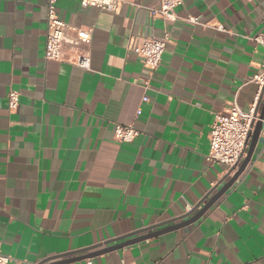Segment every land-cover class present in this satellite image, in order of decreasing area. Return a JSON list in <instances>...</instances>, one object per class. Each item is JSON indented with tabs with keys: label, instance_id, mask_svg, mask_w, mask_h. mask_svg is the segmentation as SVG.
Here are the masks:
<instances>
[{
	"label": "crops",
	"instance_id": "1",
	"mask_svg": "<svg viewBox=\"0 0 264 264\" xmlns=\"http://www.w3.org/2000/svg\"><path fill=\"white\" fill-rule=\"evenodd\" d=\"M46 5L0 0V251L7 264L84 255L194 214L237 170L206 159L213 113L232 102L249 108L257 91L249 78L263 59L253 37L264 31V0H183L173 22L152 15L157 0H123L115 12L57 0L65 22L91 28L89 70L44 58ZM164 34L152 69L132 47ZM10 90L19 94L14 110ZM263 101L264 92L259 112ZM117 123L138 134L114 140ZM120 261L264 264V134L239 177L196 221L58 264Z\"/></svg>",
	"mask_w": 264,
	"mask_h": 264
},
{
	"label": "built area",
	"instance_id": "2",
	"mask_svg": "<svg viewBox=\"0 0 264 264\" xmlns=\"http://www.w3.org/2000/svg\"><path fill=\"white\" fill-rule=\"evenodd\" d=\"M157 1L158 6L150 9L153 16L170 22L180 19L176 8L182 4L183 0ZM79 2L82 6L115 12L123 0H79ZM56 3L57 0H47L44 58L89 70L91 66L89 53L91 28L73 26L65 22L57 12ZM185 20L191 23L198 22L197 18L193 16H188ZM218 28L224 30L222 26ZM253 39L263 48L261 69L249 78V81L254 82L257 86L253 102L247 110L232 102L223 111L214 112L208 131L209 150L206 159L213 163L224 164L229 170L238 168L246 154L254 125L259 120L258 103L264 92V31L256 34ZM167 41L168 34H164L163 37H139L132 50L144 65L154 69L159 65ZM7 96L9 108L16 109L19 103L18 92L10 90ZM147 100L146 96L142 98L143 102ZM141 112V108H138L136 115L139 116ZM260 121V131L264 134V115ZM137 134L138 130L133 124L117 123L113 129V138L118 142H131ZM8 261L9 257L0 251V264H7ZM116 264L126 263L120 261Z\"/></svg>",
	"mask_w": 264,
	"mask_h": 264
},
{
	"label": "water",
	"instance_id": "3",
	"mask_svg": "<svg viewBox=\"0 0 264 264\" xmlns=\"http://www.w3.org/2000/svg\"><path fill=\"white\" fill-rule=\"evenodd\" d=\"M263 115H264V101H263V105H262V108H261L260 113H259V120H257V122L255 123L254 128H253L251 135H250V143H249L248 150H247L246 155L244 156L243 160L241 161L239 167L237 168V170L234 172V174L227 181H225L223 184L220 183L221 186L218 188L217 192L211 196V198H209L206 202L202 201L203 204H202L201 208H199L194 214H191L192 212H190V213L186 214L184 216L185 219L181 220L180 222H177V223H174L171 225H167L163 228H160L159 230H155V231H152L149 233L147 232L146 234H143L142 236L130 238L131 234L126 235L124 237L127 239L124 242H121V243H118V244H115L112 246H108L105 248H101V249L89 252L87 254H84V255L75 256V257L67 258V259L55 260V261H52V262H49L46 264H58L61 262L72 260V259H82V258H86V257H92V256L101 254V253L106 252V251H110V250H114L117 248L124 247V246L129 245V244H131V243H133L139 239L147 238V237L157 235V234L165 232V231H169V230L184 226L186 224H189V223L194 222L197 219H199L216 202V200L223 193H225L227 191V189L235 182V180L239 177L241 172L244 170L246 164L248 163V161L250 159V156L253 152V149L256 145V142L258 140L259 132L261 129L260 119H262ZM230 171H232V170H230ZM200 204H201V202L195 206V209L198 208L200 206ZM46 261H48V259L44 260L43 262H46ZM43 262H41V263H43Z\"/></svg>",
	"mask_w": 264,
	"mask_h": 264
}]
</instances>
